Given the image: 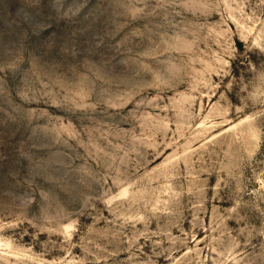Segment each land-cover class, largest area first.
<instances>
[{"label": "rangeland", "instance_id": "obj_1", "mask_svg": "<svg viewBox=\"0 0 264 264\" xmlns=\"http://www.w3.org/2000/svg\"><path fill=\"white\" fill-rule=\"evenodd\" d=\"M0 264H264V0H0Z\"/></svg>", "mask_w": 264, "mask_h": 264}]
</instances>
